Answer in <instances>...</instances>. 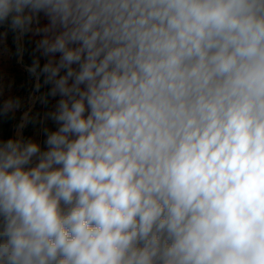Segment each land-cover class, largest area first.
Wrapping results in <instances>:
<instances>
[{"label":"clouds","instance_id":"9594fccd","mask_svg":"<svg viewBox=\"0 0 264 264\" xmlns=\"http://www.w3.org/2000/svg\"><path fill=\"white\" fill-rule=\"evenodd\" d=\"M26 38L0 264H264V0H0Z\"/></svg>","mask_w":264,"mask_h":264},{"label":"rangeland","instance_id":"374dc122","mask_svg":"<svg viewBox=\"0 0 264 264\" xmlns=\"http://www.w3.org/2000/svg\"><path fill=\"white\" fill-rule=\"evenodd\" d=\"M8 47L13 51H15V45L13 43L12 34H9L7 39ZM32 44L29 43L27 47L28 51L24 54L23 64L17 62V57L15 55L9 56L7 53L0 55V71L5 74L6 79L14 81L12 92L16 95H20L22 97H26L28 91L31 87L29 83L28 74L24 70V65L31 63V48ZM39 107V106H38ZM15 121H8L0 126V135L4 137H8L14 134L13 124ZM50 127H54V125L49 122ZM24 135L26 137H35L41 143L44 140V136L42 134H38L31 126H29Z\"/></svg>","mask_w":264,"mask_h":264},{"label":"trees","instance_id":"16d2710c","mask_svg":"<svg viewBox=\"0 0 264 264\" xmlns=\"http://www.w3.org/2000/svg\"><path fill=\"white\" fill-rule=\"evenodd\" d=\"M29 46V43H28V41H27V39H26V47H28Z\"/></svg>","mask_w":264,"mask_h":264},{"label":"built area","instance_id":"2783aa9c","mask_svg":"<svg viewBox=\"0 0 264 264\" xmlns=\"http://www.w3.org/2000/svg\"><path fill=\"white\" fill-rule=\"evenodd\" d=\"M27 39V38H26Z\"/></svg>","mask_w":264,"mask_h":264}]
</instances>
